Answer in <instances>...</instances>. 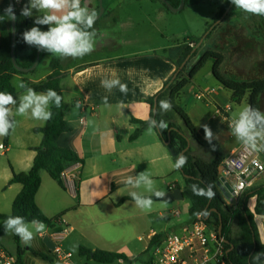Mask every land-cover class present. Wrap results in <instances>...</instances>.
<instances>
[{"label":"crops","instance_id":"0c3cea01","mask_svg":"<svg viewBox=\"0 0 264 264\" xmlns=\"http://www.w3.org/2000/svg\"><path fill=\"white\" fill-rule=\"evenodd\" d=\"M3 1L0 0V6ZM81 5L95 9L100 16L94 25L97 30L95 50L76 59H63L49 53L40 69L14 78L39 83L52 74L51 60H61L60 86L66 107L65 119L71 131L59 137L58 146L73 151L82 161L66 168L67 180L63 181V187L47 172H42L36 203L46 217L56 219L52 225H47L44 233L36 234L29 246L21 248L13 233L5 232L0 237L1 246L8 253L20 256L22 264H61L52 252L54 242L50 236L65 227H70L71 231L62 243L64 250L73 255L74 264H90L93 261L80 256L81 248L125 254L133 262L139 261L140 255L147 254L150 260L156 247H151V242L156 236H165L169 232L184 234L183 230L190 225V218L174 224L170 221L172 217L181 218L174 204L180 201H170L174 202L171 204L164 198L157 199L153 200L151 210H142L130 193L150 194L143 188H132L125 183L129 176L147 171L157 190L166 195L176 189L183 192L185 187L184 180L182 186L174 180L179 172L176 161L155 130L149 134L146 128L138 138L131 139L139 129L133 120L146 122L151 116L147 100L156 95L176 71L175 61L180 50L166 47L163 34L164 22L174 12L168 11L158 0H81ZM38 15L41 14L33 10L32 18ZM105 78H118L127 84V94L118 88L108 92L101 86V80ZM216 83L214 86L209 81L205 84L208 86L197 90L189 89L191 84L188 85L178 95L177 104L188 114L203 138L200 125L211 127L217 136L214 141L227 157L242 144L230 130L234 103L231 94ZM17 91L18 100L24 90ZM199 94H205L206 99L198 100ZM105 96L110 107L104 105ZM77 102L81 107H76ZM227 107L231 111H227ZM16 119L15 131L8 138L0 137V145L4 146L3 150L0 149V215L11 214L13 203L23 187L10 184V181L14 173L31 170L36 157L34 149L43 142L42 134L35 130L47 123L27 117ZM257 185H264V175L258 179ZM226 200L229 205L232 203L230 206L237 204L232 199ZM255 205L256 199L253 198L249 202L252 211ZM213 232L214 229L208 228V234ZM140 243H144L141 250H137L139 246L133 248L134 244ZM74 244L79 245L75 251ZM210 247H214L213 240ZM191 253L186 250L182 254L186 264L194 262ZM76 255L85 262L79 263Z\"/></svg>","mask_w":264,"mask_h":264},{"label":"trees","instance_id":"16d2710c","mask_svg":"<svg viewBox=\"0 0 264 264\" xmlns=\"http://www.w3.org/2000/svg\"><path fill=\"white\" fill-rule=\"evenodd\" d=\"M167 1L176 10H179L182 4V0ZM27 3L28 0H20L19 3L15 0L16 28L14 48L12 42V22L4 14V10L10 5L9 0H4L0 6V91L10 92L15 97L18 95V91L13 85L14 78L37 71L44 58L49 54L48 52L39 51L35 46L28 45L22 40V33L33 27L35 20L32 17L21 15V9ZM164 6L168 11H171L166 4ZM233 10H235V6L230 0H226L225 4L221 7L220 13L216 16V21H224L229 12ZM39 27H41V30L46 31L48 26ZM217 28L215 26L211 31H208L205 39H209ZM198 47L197 44L191 43L183 51L181 57L175 61L176 71L174 74L165 82L163 88L156 95L147 100V104L151 110V117L158 121L162 119L168 124V129L165 131L154 130L175 161L178 154L183 153L187 157V163L182 168H179L178 171L185 182L183 189L184 197L191 203L189 224H195L198 222V217H200L201 222L208 228L214 229L218 238L224 239L223 257L220 263L264 264V256L255 261L251 259L254 253L264 252V244L261 243L260 232L256 222L257 217H264V185H257L247 190L236 205L230 206L224 194L217 186L219 167L225 158L222 147L213 141L216 150L212 151L208 142L199 134L188 114L177 104L178 95L191 84L193 79L209 61L213 62L212 74L214 79L231 94L232 102L237 104H241L246 100L248 105L261 110L264 79L240 82L228 78L223 73L225 56L213 49L202 53L199 56V60L194 65H191L192 60L198 55ZM13 50L15 61L12 59ZM50 68L52 74L46 80L39 83L24 82L37 92H43L51 88L63 97L60 86V77L62 75L61 60L53 58L50 62ZM24 70H28V72ZM160 100H169L171 102V116L166 114V112L159 111L158 101ZM65 110L64 100H62V106L59 108L52 105V118L47 121L43 128L35 130L36 133L42 134L43 142L39 148L34 149L36 157L31 170L19 174L14 173L10 181V184H20L23 188L13 203L11 214L0 215V237L6 232L4 221L10 215L23 216L28 222L35 218L43 221L48 226L52 225L54 220H56L45 216L36 203V196L42 184V172H47L53 180L63 187L62 172L69 165L82 162L76 153L58 146L59 137L71 131V127L65 119ZM174 114L183 121L189 132V137L185 136L176 124ZM133 123L139 126V129L131 137L132 140H135L143 130L148 128V123L137 120H133ZM191 140L201 148L208 150L211 153V159L205 160L193 155ZM193 185L197 186V190L204 189L205 191L210 185L214 192V197L209 199L205 195L195 194L192 189ZM253 198L256 199V205L252 211L249 207V202ZM152 199L157 200L154 197ZM234 224L237 226L236 232L233 230ZM13 235L16 243L20 246V238L15 234ZM164 238L165 236L162 235L156 236L151 242V247L161 245ZM79 253L87 261L100 264H113L118 261L128 264L133 262L125 254L121 253L103 250L91 251L86 248H81ZM42 258L45 259L46 257L42 256ZM17 259L16 264H22L20 256ZM154 262V258L151 257L145 264H154Z\"/></svg>","mask_w":264,"mask_h":264},{"label":"clouds","instance_id":"9594fccd","mask_svg":"<svg viewBox=\"0 0 264 264\" xmlns=\"http://www.w3.org/2000/svg\"><path fill=\"white\" fill-rule=\"evenodd\" d=\"M19 3V0H16ZM235 8L245 13L264 16V0H230ZM33 10L41 15L36 16L34 26L22 33V40L28 45L35 46L39 51L48 52L60 58H82L91 54L95 50L97 30L94 25L98 18L95 9H89L81 5V0H28L21 9V15L32 17ZM5 16L9 20L15 21L16 16L13 6L10 4L4 10ZM39 26H48L47 30H41ZM14 86L24 91L18 96V100L10 92L0 91V137H4L14 132L18 121L16 117H27L34 120L46 122L52 118L51 106L59 108L62 106L63 97L54 89H47L37 92L29 87L19 77L14 81ZM101 86L108 92L118 88L122 93L127 94V84L122 83L118 78L101 80ZM106 107L108 97H103ZM77 108L81 107L77 102ZM172 104L169 100L158 101V109L161 112L170 111ZM148 123L147 132L151 134L154 129L161 132L168 129V124L164 120H156L151 116L146 118ZM204 131V139L208 142L212 151L216 150L213 143L217 139L216 134L208 124L200 125ZM231 134L240 142L249 153L264 152V111L252 105L243 106L238 112L233 114L230 123ZM187 163V157L178 154L175 162L176 168H182ZM125 183L132 188H143L150 195L132 191L131 198L142 210H151L154 203L152 197L164 200L166 193L157 190L155 181L147 171L138 173L135 177L129 176ZM193 192L197 195H205L211 199L214 192L209 185L207 190H197V186H192ZM4 229L20 238L25 246H29L35 239L36 234H42L47 230V225L38 219L26 221L23 216H8L4 221ZM261 243H264L262 238ZM79 247L78 244L72 246L73 251ZM264 256V252L254 253L252 260H259Z\"/></svg>","mask_w":264,"mask_h":264},{"label":"rangeland","instance_id":"374dc122","mask_svg":"<svg viewBox=\"0 0 264 264\" xmlns=\"http://www.w3.org/2000/svg\"><path fill=\"white\" fill-rule=\"evenodd\" d=\"M225 2L226 0H184V7L180 11L174 12V15L164 22V44L166 47L179 49V58L191 43L197 44L199 46L198 55L192 60L191 65H194L199 60V56L202 53L213 49L225 56L223 73L228 78L240 82L264 79V16L245 13L235 8V10L229 12L224 21H216V16L220 13L221 7ZM215 26L218 27L217 30L212 33L209 39H205L208 31H211ZM159 41L162 43L160 37ZM212 69L213 62L209 61L198 74L194 83L189 86V89L197 90L199 87H206L208 85L205 84L209 81L212 85L217 86L215 80L211 81ZM245 105H248L246 100L241 104L232 103L233 111L230 113L231 119L233 118V114ZM261 111H264V94L261 97ZM166 114L171 116L170 111H167ZM174 120L185 136L189 137L186 126L176 114H174ZM191 148L193 155L196 157L205 160L211 159V153L198 146L192 140ZM174 180H177L178 185H183V178L180 172H178ZM170 181L173 182V179H170ZM169 203L172 204L174 202L169 201ZM174 204L177 205L176 211L181 214V218L172 217L170 219L172 224L178 221L189 220L188 208L191 206L190 201L184 200ZM259 221L264 232V220ZM233 230L234 232L237 231L236 224L233 225ZM8 235L11 234L9 233ZM20 246L23 247L22 243ZM133 246V248L139 246L137 250H141L144 243L134 244ZM75 259L79 263L85 262L78 255L75 256ZM148 260V255L143 254L140 255L139 261H135L132 264H143ZM90 264L100 263L91 262ZM113 264L128 263L115 262Z\"/></svg>","mask_w":264,"mask_h":264},{"label":"built area","instance_id":"2783aa9c","mask_svg":"<svg viewBox=\"0 0 264 264\" xmlns=\"http://www.w3.org/2000/svg\"><path fill=\"white\" fill-rule=\"evenodd\" d=\"M20 1V0H19ZM198 100L206 99L205 94H199ZM227 111H231L227 107ZM3 150L4 146L0 145ZM264 175V154L249 153L243 145L239 149L230 153L224 158L219 167L218 187L220 190L227 184L233 188V194L229 199L238 203L242 195L249 189L255 187L259 178ZM62 181L67 180L66 171L61 174ZM174 189V186L171 190ZM222 192V191H221ZM224 194V192H222ZM178 215V214H177ZM71 231L70 227L56 232L50 236L54 242L53 254L61 264H74L73 255L64 250L62 243ZM184 234L169 232L165 235L163 243L156 246L153 251V258L157 264H186L182 259V254L186 250H191L193 264H222L224 239L218 238L216 232L208 234V227L201 222L189 225L184 230ZM42 236V235H41ZM44 237V236H42ZM213 240L214 247H210ZM17 256L8 253L0 244V264H16Z\"/></svg>","mask_w":264,"mask_h":264},{"label":"water","instance_id":"95a60500","mask_svg":"<svg viewBox=\"0 0 264 264\" xmlns=\"http://www.w3.org/2000/svg\"><path fill=\"white\" fill-rule=\"evenodd\" d=\"M161 1H162V3L166 4L170 8V10L173 11V12H178L179 10H181L184 7V0H182V4H181L179 10H176V9L172 8L171 4L167 0H161ZM9 3L13 6V9H14V12H15V0H9ZM99 18H100V16H98L97 19H99ZM11 22H12V42H13V48H14L15 47V28H16V26H15V21H11ZM12 59H13V61H15L14 50L12 51ZM24 71L28 72V70H24ZM217 186L220 187L221 184L218 183ZM221 191L224 192V195H225L226 199L230 198V196L233 194V188L229 184H227L226 187L221 188ZM184 198L185 197H184V194H183L181 189H176V190L168 193L164 197V199L167 200V201H182ZM257 218L258 219H256V222H257V225H258V228H259V232H260V237H261V240H262V238H264V232H263L262 225H261L259 220H264V217L263 216H259ZM22 245L24 247V244H22Z\"/></svg>","mask_w":264,"mask_h":264}]
</instances>
